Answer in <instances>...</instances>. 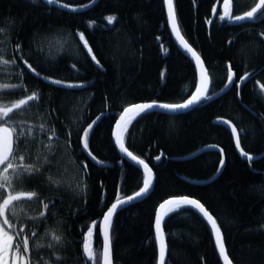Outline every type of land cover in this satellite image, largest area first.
Wrapping results in <instances>:
<instances>
[{
    "label": "trees",
    "instance_id": "1",
    "mask_svg": "<svg viewBox=\"0 0 264 264\" xmlns=\"http://www.w3.org/2000/svg\"><path fill=\"white\" fill-rule=\"evenodd\" d=\"M90 1L62 3L78 7ZM222 1L174 0L182 33L209 70L210 94L228 83L229 64L233 85L222 96L183 113H142L128 127L125 144L151 165L155 184L146 198L113 218L115 264H158L155 209L170 196H190L205 205L221 226L234 264H264V155L251 164L241 158L230 130L215 121L220 117L231 120L245 151L264 152V93L257 83L264 84V37L260 35L264 17L239 25L219 21L212 9L221 10ZM257 1L233 0V14L250 10ZM110 15L116 17L112 22L106 19ZM1 33L10 60L19 42L24 58L40 73L35 76L17 60L23 70L20 82L27 92L36 91L41 97L26 114L37 115L57 136L56 222L77 254L82 233L93 220L101 221L117 189L123 197L143 186L142 169L126 160L113 142L118 113L129 103L187 99L198 83L196 66L174 42L163 0H99L81 12L44 0H0ZM78 33H83L100 67L87 54ZM55 39L61 40L59 46L53 44ZM245 72L249 75L240 81ZM43 77L84 82V87L53 85ZM101 113L90 131L89 149L105 166L93 162L81 147L83 128ZM210 144L224 150L225 167L213 181L193 183L190 180L205 181L217 173L221 154L207 150L181 158ZM157 155H161L159 161ZM81 162L88 165L86 174ZM77 181L86 183V192L75 187ZM164 229L166 264H222L211 227L196 210L184 206L175 211L166 218ZM93 248L102 264L98 226Z\"/></svg>",
    "mask_w": 264,
    "mask_h": 264
},
{
    "label": "snow or ice",
    "instance_id": "2",
    "mask_svg": "<svg viewBox=\"0 0 264 264\" xmlns=\"http://www.w3.org/2000/svg\"><path fill=\"white\" fill-rule=\"evenodd\" d=\"M33 2H35V0H33ZM46 3L49 5H60L71 10H75L77 7L71 4H62V0H46ZM163 5L167 9V23L171 26L172 33L175 34L177 41L188 53L191 54V57L195 61V66L199 73V80L195 85V90L191 92V95L180 103H160L157 100L142 103H129L118 113V119L115 120V129L112 132V135L115 138V144L119 146L121 152L125 153L133 161L137 162L138 165L142 166L143 186L131 195H125L123 197L120 196L119 189H117L116 199L109 207H107V210L103 212L102 221L98 222L93 220L91 226L87 227V231L82 233V252L86 261H91L92 264H98V261L101 259L93 248L94 228L98 226L103 241L102 264H113L111 226L114 214L119 208L130 204L134 200L146 197L153 187L152 168L144 159L134 155L129 151V148L125 146L124 137L125 133L128 131V127L137 117H140L142 113H147L156 108L168 110L170 112L189 110L203 101L212 100L214 95H218L217 93L209 94V85L211 81L208 70L205 67L204 60L201 58L199 52L188 43L181 32L174 0H163ZM232 9L233 0H223L222 9L218 11L217 8L214 7L212 11L217 15L219 21L252 20L257 16L264 17V0H258L250 10L239 15H234ZM106 19L109 22H112L116 17L110 15L106 17ZM206 23L210 25L213 21L210 19L207 20ZM260 35L264 37V32H261ZM78 36L83 42V47L87 50L91 59L99 66L100 61L97 60L96 56L92 53V48L88 45V41L84 39L83 33H78ZM7 51V45L0 42V65L18 67L17 60H20L31 73L37 77L40 76V73L37 72V69L33 67L31 63H29V60L24 58L21 43L17 42L14 45L11 53L14 57L13 59H5ZM164 51L166 52L167 49H164ZM22 74L21 70V75ZM161 75L163 76V73H161ZM248 75L249 74L245 72L244 75L239 78L240 81H243ZM233 76L234 73L229 64L227 76L229 84L232 83ZM43 79L49 80L53 85H65L67 88L84 87V82L71 83L52 79L51 77H43ZM257 83L261 93H264V84ZM238 86L239 85L237 84V87ZM23 87V84H0V90ZM227 87L228 84L225 85V88ZM40 99V95L36 91H32L30 94L23 95L21 98L10 104H0V264H38V261L34 259V256L39 254L42 245L36 240L38 235L36 222L39 221L40 223H45L48 219L46 213H50V208L55 206L54 202L51 205L49 203H43L42 207L44 211H41L38 216L22 219L23 208L20 206L25 202L39 201L40 194L34 190L18 189L26 184L28 180L34 178L37 174H40L42 168L49 164V158L47 155L42 156L40 154H34L29 150L28 145L30 140L35 139L34 130L36 126L25 122L23 119H16L15 117H17L18 114H22L32 102H37ZM103 115L104 113H101L82 130V150L87 151L88 155L91 156L93 160H96V157L92 155V152L89 149V135L93 126L97 124ZM222 123H226L230 126L231 132L236 135L235 145L239 149L240 155L246 158L251 164L254 160V156L241 147L240 134L237 132L236 126L231 120L222 121ZM38 127L41 133L45 131L52 132V135L48 137L49 140L52 139V136H55V132L51 129H46L44 125L41 124ZM210 147L218 148L219 146L214 145ZM50 150L49 147V151ZM220 153L222 157L223 149H220ZM161 155H163V153H161ZM161 155H157L155 160L159 161ZM27 160H31L32 163H27ZM97 163L103 164L104 162L97 160ZM219 164L221 168L224 166L225 161L223 158L220 159ZM81 167L86 174L88 169L87 163L81 162ZM217 171L219 172L220 168H218ZM81 180H83V178H81ZM57 183H59V181H57ZM75 187L86 192L87 185L86 183L77 181ZM184 206L197 210L204 218H206L207 222L211 225V231L215 236L216 248L218 249L219 257L222 259L223 264H233L226 250L221 226L217 219L199 199L190 196H170L159 203L158 207L155 209L154 227L155 239L159 246L158 264H165L166 254V239L162 228V222H164L170 214L180 210ZM30 225L32 226L30 227ZM45 235H50L51 238V242L47 245L49 249H53L56 245L66 242V235L62 231L58 234L56 230H51L49 232L46 229ZM53 256L56 257V264H63L57 253L53 252Z\"/></svg>",
    "mask_w": 264,
    "mask_h": 264
},
{
    "label": "flooded vegetation",
    "instance_id": "3",
    "mask_svg": "<svg viewBox=\"0 0 264 264\" xmlns=\"http://www.w3.org/2000/svg\"><path fill=\"white\" fill-rule=\"evenodd\" d=\"M0 42L6 44L3 40L2 33L0 34ZM8 50V47H7ZM5 59L10 60L9 51L5 55ZM18 67L16 66H3L0 65V84H10V85H20L21 70L22 65L17 61ZM23 73V70H22ZM30 94L26 89L15 88V89H3L0 90V104H10L11 102L21 98L23 95ZM38 102V101H37ZM37 102H32L27 109L22 114H18L16 119H23L27 123H31L36 126L34 130L35 139L30 140L29 150L34 154L47 155L49 158V164L45 165L42 168L41 173L37 174L34 178L27 181L26 184L22 185L18 190H34L40 194L39 201H29L25 202L22 206V219L27 217H35L41 211H44L42 204L49 203L50 205L54 202L56 204L57 199V162L56 155L58 153L57 147V136H52V139L49 140L48 137L52 135L51 131H45L41 133L39 131V125H44L46 129H49V125L43 123V121L38 118L37 115H27L26 111L33 110V104ZM51 129V128H50ZM52 130V129H51ZM50 147V151H49ZM27 163H32L31 160H27ZM69 165L70 160H68ZM68 180V174L66 173ZM56 206L50 208V213L48 219L45 223H40L37 221L36 230L38 235L36 240L39 241L42 245L40 248L39 254L34 256V259L38 261V264H56V257L53 256V252L57 253L60 260L63 264H92L91 261H86V258L82 252V243L80 242V251L75 254L72 252L73 244L68 242H63L56 245L53 249L47 247L48 243L51 242L50 235H45V230L49 232L51 230H56L60 234L59 226L57 225V211H55ZM32 225H30L31 227ZM82 241V238H81ZM54 243V242H53ZM79 254V255H78ZM100 264V260L98 261Z\"/></svg>",
    "mask_w": 264,
    "mask_h": 264
},
{
    "label": "water",
    "instance_id": "4",
    "mask_svg": "<svg viewBox=\"0 0 264 264\" xmlns=\"http://www.w3.org/2000/svg\"><path fill=\"white\" fill-rule=\"evenodd\" d=\"M44 1H46V0H44ZM99 2V0H92V1H90V2H88V3H86V4H84V5H81V6H78V7H76V9L75 10H71V9H68V8H66V7H62V6H60V5H56V4H52V5H54V6H56V7H58V8H60V9H64V10H68V11H71V12H81V11H85V10H88L89 8H91V7H93L95 4H97ZM258 2V1H257ZM222 3H223V1L221 2V4H220V6H221V9H222ZM62 4H65V3H62ZM174 5H175V3H174ZM166 8V7H165ZM248 11V10H247ZM242 14V13H241ZM166 15H167V9H166ZM237 15H239V14H237ZM255 19V18H254ZM254 19H252V20H254ZM248 21H251V20H245V21H229L230 22V24H232V25H239V24H243V23H246V22H248ZM179 22V21H178ZM168 26H169V30H170V32H171V35H172V38H173V40H174V42L176 43V45L179 47V49L194 63V65H195V61H194V59L191 57V54L190 53H188L184 48H183V46L182 45H180V43L177 41V39H176V36H175V34L174 33H172V30H171V26L168 24ZM181 32H182V30H181ZM183 34V33H182ZM184 35V34H183ZM185 37V36H184ZM185 39H186V37H185ZM187 40V39H186ZM188 41V40H187ZM189 43V42H188ZM190 44V43H189ZM193 47V46H192ZM194 48V47H193ZM86 50V49H85ZM86 52H87V50H86ZM167 53V52H166ZM165 53V54H166ZM89 55V54H88ZM90 56V55H89ZM91 58V57H90ZM202 58V57H201ZM203 59V58H202ZM92 60V59H91ZM93 61V60H92ZM94 62V61H93ZM205 63V62H204ZM94 64L95 65H97L95 62H94ZM98 66V65H97ZM99 67H100V65H99ZM205 67L207 68V66H206V64H205ZM207 70H208V68H207ZM197 73H198V70H197ZM208 73H209V70H208ZM209 77H210V81H211V76H210V74H209ZM233 79H234V76H233ZM198 80H199V73H198ZM48 82H50L49 80H48ZM228 84V87L227 88H223L222 90H220L219 92H217V94L218 95H214L213 96V98H217V97H220V96H222L224 93H226L231 87H232V85H233V81H232V83L231 84H229V82L227 83ZM61 86H65V85H61ZM241 86V85H240ZM210 91H211V82H210V85H209V94H210ZM151 111H160V112H165V113H170V114H176V113H183V112H185V111H187V110H180V111H178V112H170V111H168V110H164V109H159V108H156V109H154V110H151ZM151 111H149V112H151ZM106 114H108V112L106 113ZM216 122H219V123H221V124H223L224 126H226L229 130H230V126L229 125H227L226 123H222V121H229V119H227V118H217L216 120H215ZM233 123V122H232ZM234 124V123H233ZM235 125V124H234ZM236 126V125H235ZM237 128V127H236ZM114 129H115V126H114V128H113V131H114ZM230 132H231V130H230ZM237 132L240 134V132L238 131V128H237ZM231 134H232V136H233V140H234V143H235V139H236V135L235 134H233L232 132H231ZM124 139H125V137H124ZM113 142L115 143V138H114V136H113ZM116 145V144H115ZM215 144H210V145H206V146H204L203 148H201V149H199L198 151H196V152H194V153H192V154H190V155H188V156H185V157H182L181 159H189V158H192V157H195V156H197V155H199V154H201L202 152H204V151H207V150H217V151H219L220 152V149H222L220 146L217 148V147H210V146H214ZM117 146V148L119 149V146L118 145H116ZM125 146H126V144H125ZM127 147V146H126ZM235 147H236V145H235ZM241 147H242V145H241ZM243 148V147H242ZM236 150H237V152L239 153V155H240V152H239V149L236 147ZM119 151H120V149H119ZM130 151V150H129ZM85 153H86V155L93 161V162H95L96 164H98V165H100V166H105V165H107V164H105V163H103V164H99V163H97V159L96 160H93L92 159V157L91 156H89L88 155V152L87 151H84ZM120 153H121V155L126 159V160H128L129 162H131V163H133L134 165H136L137 167H139V168H141L142 169V171H143V168H142V166H140V165H138L137 164V162H135V161H133L130 157H128L125 153H123V152H121L120 151ZM134 154V153H133ZM221 154V153H220ZM135 155V154H134ZM264 155V152L263 153H261L260 155H253L254 156V160H256V159H258V158H260V157H262ZM137 156V155H136ZM241 156V155H240ZM222 158L224 159V161H225V163H226V158H225V153H224V150H223V155H222ZM241 158H243V159H246V158H244V157H242L241 156ZM247 160V159H246ZM149 164V163H148ZM149 166L151 167V165L149 164ZM224 167H225V164H224V166L221 168V166L219 167L220 168V171L218 172L217 171V173L212 177V178H210V179H208V180H196V181H194V180H190L191 182H193V183H196V184H206V183H209V182H211V181H213L214 179H216L220 174H221V172L223 171V169H224ZM152 168V167H151ZM152 171H153V187H154V184H155V173H154V170H153V168H152ZM153 187H152V189H151V191L153 190ZM151 191H150V193H151ZM149 193V194H150ZM148 194V195H149ZM147 195V196H148ZM146 196V197H147ZM146 197H142V198H140V199H144V198H146ZM193 198V197H192ZM139 199V200H140ZM134 201H136V200H134ZM133 201V202H134ZM133 202H131V203H133ZM130 203V204H131ZM130 204H127V205H125V206H123L122 208H119L118 210H117V212L114 214V216H113V218L115 217V215L121 210V209H124L125 207H127L128 205H130ZM197 211V210H196ZM198 212V211H197ZM199 213V212H198ZM201 216H202V214H201ZM113 218H112V221H113ZM103 219V218H102ZM166 220V219H165ZM205 220H206V218H205ZM102 221V220H101ZM207 221V220H206ZM165 222V221H164ZM164 222H162V228H163V231H164V234H165V239H166V254H165V264L167 263V259H168V241H167V237H166V233H165V229H164ZM208 223V222H207ZM209 224V223H208ZM209 226L211 227V225L209 224ZM222 235H223V240H224V243H225V239H224V234H223V232H222ZM213 236H214V234H213ZM102 238V237H101ZM214 240H215V236H214ZM225 245H226V243H225ZM111 249H112V242H111ZM158 250H159V246H158ZM226 250H227V247H226ZM217 251H218V249H217ZM103 252V251H102ZM228 252V251H227ZM219 254V253H218ZM230 257V256H229ZM112 259H113V264H115V262H114V255H113V249H112ZM221 259V258H220ZM231 259V258H230ZM232 260V259H231ZM221 262H222V264H223V261H222V259H221ZM233 262V261H232ZM234 264V263H233Z\"/></svg>",
    "mask_w": 264,
    "mask_h": 264
},
{
    "label": "rangeland",
    "instance_id": "5",
    "mask_svg": "<svg viewBox=\"0 0 264 264\" xmlns=\"http://www.w3.org/2000/svg\"><path fill=\"white\" fill-rule=\"evenodd\" d=\"M60 43H61V40H58V39H55V40L53 41V44H55L56 46H59ZM49 129H50V128H49ZM102 251H103V250H102Z\"/></svg>",
    "mask_w": 264,
    "mask_h": 264
},
{
    "label": "bare ground",
    "instance_id": "6",
    "mask_svg": "<svg viewBox=\"0 0 264 264\" xmlns=\"http://www.w3.org/2000/svg\"><path fill=\"white\" fill-rule=\"evenodd\" d=\"M46 2V1H45ZM88 54V53H87ZM103 218V217H102ZM204 218V217H203ZM205 219V218H204ZM102 220V219H101ZM112 242V241H111ZM157 245H158V243H157ZM159 251V250H158Z\"/></svg>",
    "mask_w": 264,
    "mask_h": 264
}]
</instances>
